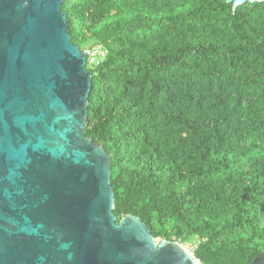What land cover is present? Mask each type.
I'll list each match as a JSON object with an SVG mask.
<instances>
[{
	"label": "trees",
	"instance_id": "trees-1",
	"mask_svg": "<svg viewBox=\"0 0 264 264\" xmlns=\"http://www.w3.org/2000/svg\"><path fill=\"white\" fill-rule=\"evenodd\" d=\"M62 9L76 46L107 51L89 68L86 134L110 154L118 222L135 216L202 264L263 256L264 1Z\"/></svg>",
	"mask_w": 264,
	"mask_h": 264
},
{
	"label": "water",
	"instance_id": "water-1",
	"mask_svg": "<svg viewBox=\"0 0 264 264\" xmlns=\"http://www.w3.org/2000/svg\"><path fill=\"white\" fill-rule=\"evenodd\" d=\"M65 1L0 0V264H202L139 218L118 222L110 154L86 134L93 73Z\"/></svg>",
	"mask_w": 264,
	"mask_h": 264
},
{
	"label": "built area",
	"instance_id": "built-area-1",
	"mask_svg": "<svg viewBox=\"0 0 264 264\" xmlns=\"http://www.w3.org/2000/svg\"><path fill=\"white\" fill-rule=\"evenodd\" d=\"M85 51L87 53V66H98L107 54L106 49L100 45L89 47Z\"/></svg>",
	"mask_w": 264,
	"mask_h": 264
},
{
	"label": "rangeland",
	"instance_id": "rangeland-1",
	"mask_svg": "<svg viewBox=\"0 0 264 264\" xmlns=\"http://www.w3.org/2000/svg\"><path fill=\"white\" fill-rule=\"evenodd\" d=\"M89 47V46H88ZM86 47V49L88 48ZM91 68V65H88V69ZM184 246V245H183ZM192 255H194V246H184Z\"/></svg>",
	"mask_w": 264,
	"mask_h": 264
}]
</instances>
